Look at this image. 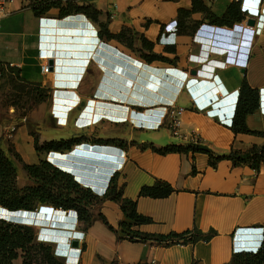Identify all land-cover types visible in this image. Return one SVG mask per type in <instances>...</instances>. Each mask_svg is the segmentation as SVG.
I'll list each match as a JSON object with an SVG mask.
<instances>
[{
    "label": "crops",
    "instance_id": "crops-1",
    "mask_svg": "<svg viewBox=\"0 0 264 264\" xmlns=\"http://www.w3.org/2000/svg\"><path fill=\"white\" fill-rule=\"evenodd\" d=\"M71 1L97 11V19L82 13L59 18L57 8L36 16L29 0H12L0 18V62L26 71L32 66L27 72L30 78L52 89L58 117L52 125L47 123V129L69 124L73 114L72 133L50 139L80 137L74 146L93 147L107 156L106 161L116 158L102 171L92 156L86 168L77 162L62 163L80 182L95 187L96 194L105 193L115 177L122 197L135 200L137 212L151 219L133 224L132 229L168 234L197 228L212 236L187 243L130 239L119 225L130 220L119 202L103 198L104 194L99 205L89 207L91 223L76 233L61 208L42 205L24 212L33 214L32 220L40 214L43 220L60 218L75 237L82 235L80 249L71 250V264H228L235 247L256 248L264 235V161L256 169L227 157L212 162L204 150L165 147L199 145L218 156L232 148L244 151L264 144L263 134L232 129L246 79L259 93L258 106L246 115V125L264 132V0ZM232 3L240 10L242 24L254 19L249 54L244 52L250 40L245 33L234 35L207 16L209 12L221 17ZM101 23L110 33L122 32V37H97ZM202 24L213 33L202 32ZM66 26L84 35H63ZM61 37L81 42L64 43ZM39 57L44 58L42 63L53 59L49 73L41 72L42 63L37 66ZM163 105L184 107L179 136L166 123L156 127L159 117L150 118L154 107ZM15 123L12 113L0 111V148L13 146L27 163H37L33 136L25 125ZM45 131L43 126L42 140H50ZM103 139H119L120 144L99 141ZM58 153L62 154L54 155ZM90 175L101 179L90 180ZM158 181L168 182L172 192L163 197L140 194L143 186ZM10 212L0 206V217L14 218ZM48 227H53L51 221ZM60 238L56 244L66 247L64 235ZM262 248L264 253V243Z\"/></svg>",
    "mask_w": 264,
    "mask_h": 264
},
{
    "label": "trees",
    "instance_id": "trees-1",
    "mask_svg": "<svg viewBox=\"0 0 264 264\" xmlns=\"http://www.w3.org/2000/svg\"><path fill=\"white\" fill-rule=\"evenodd\" d=\"M28 5L36 16H42L52 8L58 9V17L62 18L71 14L82 13L97 19V11L91 10L89 6H80L71 0H29ZM245 11V10H244ZM211 22L218 25L232 26L234 23L242 21L240 10L232 3L226 12L218 17L212 13H207ZM99 38H121L122 32L118 34L110 33L106 25L100 24L98 30ZM259 101V93L256 88L249 85L246 79H243L239 97L237 100L235 113L232 122V129L236 132H251L263 134L262 131L250 130L245 122V117L252 112ZM80 137H70L66 139H50L39 144L38 137L34 138L35 150L40 153L45 152H65L70 151L73 146L79 143ZM102 143L120 144L119 139H103ZM197 149L207 151L213 161L219 158H231L234 162H247L256 169L264 161V144L253 145L247 150H237L232 148L226 155L214 156L208 149L199 145H170L165 147L169 150ZM23 168L32 178L33 183L28 187L19 189L14 184L13 173L15 167L11 161L0 155V206L9 210H36L41 205H52L57 208L75 209L80 219L86 222V226L91 223L92 216L89 207L92 199L96 197L90 187H84L76 177L73 171H66L56 166L44 157H41L37 163L22 162ZM171 185L166 181H158L152 186H143L140 189L141 195L152 197H163L172 192ZM105 199H111L119 202L122 213L130 222L120 221L121 231L125 232L128 238L133 240H157L166 243L194 242L198 239L207 240L212 236V232L203 233L197 228L186 230L181 233L170 232L168 234L143 233L132 229L133 224H142L149 222L150 217L137 212L136 201L130 198L122 197L121 190L118 188L115 177L110 178L107 190L103 195ZM104 219V218H103ZM112 228V227H111ZM36 230L27 224L15 223L0 217V264H13V261L19 256L20 251L25 253L23 264H29L27 261L29 246L32 244ZM46 264H56L55 251L50 252L48 246L44 247ZM140 264H150L142 262ZM228 264H264L263 248L257 252H235Z\"/></svg>",
    "mask_w": 264,
    "mask_h": 264
},
{
    "label": "rangeland",
    "instance_id": "rangeland-1",
    "mask_svg": "<svg viewBox=\"0 0 264 264\" xmlns=\"http://www.w3.org/2000/svg\"><path fill=\"white\" fill-rule=\"evenodd\" d=\"M257 23H259V19L257 20ZM41 45L44 46L43 44ZM43 61L44 58L39 57L37 66H39ZM31 68L33 70V67L31 66L26 71L25 68H21L16 64L10 62H0V111H7L8 113H12L16 120L15 127L25 125L26 130L33 136V138H35V136L38 137L39 144L43 143V140L41 138V131L43 126H45V132H47V135L45 133V136L49 139L58 138L61 135H66L68 132L72 133V113H70L69 124L61 127H54L51 130L47 129V123L52 125L53 123H55V119L58 117L55 109L57 99L54 97L52 89L45 87L41 82L37 81V79L34 80L30 78L31 75L27 74V72H30ZM46 118H48V121H45L44 123V119ZM66 152L67 151L61 153ZM0 155L7 157L15 167L13 176L14 184L17 188L22 189L28 187L29 185H32L33 180L22 165V162L26 161L21 156V154L14 149L13 146H10L8 150L0 148ZM38 156L39 159L41 157H44L55 165L57 163L63 164L62 162L67 161L66 164L68 163V165L71 166L73 162L72 159H74V162L80 163V168H86V165H88V163L90 162L89 158L86 155L78 156L77 154H75L67 158H59L54 155V151L48 153L45 151H41L40 153H38ZM99 156L101 157V159L98 158L96 162L98 163V171H102L103 168L109 167L116 159L114 156H109V161H106V155L99 154ZM65 169L66 171H71L67 168ZM89 179L100 180L101 178H99L98 176L90 175ZM80 183L84 187H88L84 185L82 181ZM98 185L99 181L95 183V186ZM90 188L96 195V197L92 199L91 205H99L101 201L100 198L104 194L103 190L96 194V188L92 186H90ZM37 216L38 217L35 221L32 220L33 218L31 220H28L33 223L30 225L34 227V230H36L33 242L29 246V253L27 254L28 263L46 264L44 247L48 246L51 253H53L55 249H58V253L64 252V254L67 255L65 257L55 254L56 264H71L70 256L73 255V252L71 250L74 249V246L71 243L75 238L73 236L77 235L74 233H76L77 230L84 228V226H86V222L78 218L79 220L77 221V223L73 225L75 227H70L71 229L75 230V232L73 233L70 230L65 229L68 227L65 222L61 223L59 220H57L60 218L51 219L49 217L47 220H43L41 218V214ZM49 221H51V225L53 226L52 228L48 227V225L50 224ZM70 224L72 223L70 222ZM48 233H50L52 236H48L50 235ZM60 235H64V238L62 240H64V245L66 246L65 248H62L61 245H59L58 247L55 242L56 239L61 240V238L59 237ZM78 236H81V238L78 239L77 237L78 245L75 248L80 249V245L83 244V238L80 234H78ZM52 239H54L55 241H53ZM69 245H71V249H69ZM24 260L25 253L23 251H20L19 256L13 261V264H23ZM78 264L80 263L78 262Z\"/></svg>",
    "mask_w": 264,
    "mask_h": 264
},
{
    "label": "built area",
    "instance_id": "built-area-1",
    "mask_svg": "<svg viewBox=\"0 0 264 264\" xmlns=\"http://www.w3.org/2000/svg\"><path fill=\"white\" fill-rule=\"evenodd\" d=\"M12 0H0V18L4 17L7 13V5L11 2ZM253 4V3H252ZM250 9L252 11H254V9H252L250 7ZM206 24V23H205ZM205 24L201 25V30L202 32L206 31V35L207 34H212L213 31L210 30V27H207ZM221 27V26H219ZM230 29V33H233L234 35H243V33H245L250 40L245 44V53L249 54V49L251 46V40H252V36L254 34V28L253 25H250L247 23L246 20V25L242 24V21L239 23H234L232 26L228 27ZM221 31V30H220ZM165 36V33L162 35V37ZM167 37V35H166ZM248 40V38H247ZM41 54H46V53H41ZM41 72L42 73H49L50 72V66L49 63H47L46 61L44 63L41 64ZM184 112V107L183 106H174V105H163V106H159V107H154V111H152L150 113V118L153 119V115L154 117H159V119L156 121L155 126L158 127L160 124L166 123L168 129L171 131V133L174 136H179L181 134V115ZM12 130H14V127L12 128ZM192 140L196 141L197 139L192 136ZM56 166L60 167L63 170H66L64 168L63 165H61L60 163H57ZM87 186V184H84ZM90 186V185H89ZM9 221L15 222V223H21V221L19 219H16V217H10L8 219ZM263 228H261L262 230ZM264 243V235L263 232L261 233V239L259 240V242L257 243V247H235L234 250L235 252H251L255 253L257 252V248L259 247V249L262 248Z\"/></svg>",
    "mask_w": 264,
    "mask_h": 264
},
{
    "label": "water",
    "instance_id": "water-1",
    "mask_svg": "<svg viewBox=\"0 0 264 264\" xmlns=\"http://www.w3.org/2000/svg\"><path fill=\"white\" fill-rule=\"evenodd\" d=\"M81 16V15H80ZM64 18H73V15H69V16H65ZM52 21L53 20H42V22H45V23H48V24H52ZM41 22V23H42ZM247 23L248 24H250V25H253L254 24V19H252V18H249V19H247ZM71 24V23H70ZM92 32V31H91ZM61 33L63 34V35H72V34H74V33H77V32H75V30H73V27L72 26H66L62 31H61ZM83 32H79V33H77V34H79V35H81ZM96 34V33H95ZM82 35H84V33L82 34ZM97 35V34H96ZM97 37H98V35H97ZM61 39V41L62 42H64V43H67L68 41H70V42H68V43H70V44H72V42H74V43H77V42H81V39L79 38V39H76V38H74V39H69L68 37H61L60 38ZM79 40V41H78ZM63 46H67V45H63ZM48 63H49V66H50V69H53V59H49L48 60ZM88 149V150H87ZM59 154V153H58ZM58 154H55L57 157H59V158H67V157H69V156H73V155H75V154H77L78 156H80V155H86L87 157H89V156H92V157H95V158H99L100 156H99V154L97 153V151H96V149H94L93 147H90V148H88V147H85L84 145H82V144H79V145H76V146H74V149L72 150V151H70V152H68V153H62V154H59V156H58ZM72 161L74 162L75 160L74 159H72ZM96 163V162H95ZM98 163H96V165H97ZM61 165H65L64 163L63 164H61ZM88 187H90L89 185H87ZM9 210V209H8ZM11 212H10V214L12 215V216H14V217H16V219H23L25 222L26 221H28V220H31L30 218H28V216L29 215H27V216H24V210H20V211H13V210H10ZM22 212V213H21ZM29 213V212H28ZM3 218V217H2ZM73 246H77V244H78V240L77 239H73L72 240V243H71Z\"/></svg>",
    "mask_w": 264,
    "mask_h": 264
},
{
    "label": "clouds",
    "instance_id": "clouds-1",
    "mask_svg": "<svg viewBox=\"0 0 264 264\" xmlns=\"http://www.w3.org/2000/svg\"><path fill=\"white\" fill-rule=\"evenodd\" d=\"M42 206V205H41ZM41 206L39 207V208H41ZM60 210V212L61 213H63V215H66V217L68 216V218H70L72 221H71V223H73V224H76L77 223V221L79 220L78 218H79V216H78V213H77V211L75 210V209H63V208H61V209H59ZM18 211H20V210H18ZM34 211H36V210H34ZM33 221H35V220H33ZM61 222V221H60ZM61 223H63V221L61 222ZM21 224H27V225H30V224H33L32 222H30V221H26V222H21ZM36 225V224H35ZM75 231V230H74ZM77 231H79V230H77ZM72 236H73V234H72ZM75 237V236H74ZM74 239H77V237H75ZM57 240V239H56ZM53 241H55V240H53ZM63 246V245H62ZM57 247V246H56ZM65 248V247H64ZM259 249L257 248V251H258ZM252 252V251H251ZM55 254H58V255H61V256H65L66 254H64V252H61V253H58V249H55Z\"/></svg>",
    "mask_w": 264,
    "mask_h": 264
},
{
    "label": "bare ground",
    "instance_id": "bare-ground-1",
    "mask_svg": "<svg viewBox=\"0 0 264 264\" xmlns=\"http://www.w3.org/2000/svg\"><path fill=\"white\" fill-rule=\"evenodd\" d=\"M49 35H50V34H49ZM24 214H25L26 216H27V215H31V216H28V218H30V219L32 218V216H34L33 214L26 213V212H24ZM6 217H8V216L6 215ZM9 217H10V216H9ZM35 217H36V216H35ZM49 222H50V221H49ZM48 234H50V233H48ZM48 234H47V235H48ZM48 236H52V235L50 234V235H48ZM60 236H61V235H60ZM60 236H59V237H60ZM73 237H74V236H73Z\"/></svg>",
    "mask_w": 264,
    "mask_h": 264
}]
</instances>
